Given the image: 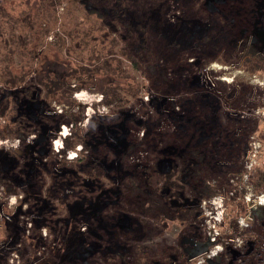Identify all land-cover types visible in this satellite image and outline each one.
Listing matches in <instances>:
<instances>
[{"label":"flooded vegetation","instance_id":"obj_1","mask_svg":"<svg viewBox=\"0 0 264 264\" xmlns=\"http://www.w3.org/2000/svg\"><path fill=\"white\" fill-rule=\"evenodd\" d=\"M16 2H19V4L14 3L11 7H18L20 13L17 15L6 13L2 16V25L5 26L8 33L16 27L23 12L22 0H17ZM212 3L208 2V0H181V5H186L187 8L190 6V10L197 9L206 14V18L201 19L199 12H192L190 16L188 15L189 18L185 20V22H189L193 26L191 37L193 35L198 36V34L200 37V33L203 31L207 35L206 30H208L210 34L213 41V47L210 51L201 54L206 55L207 58L214 59V56L219 52L227 53L231 51L232 53L234 52V48L237 49V47L242 48L246 45H251L264 57V50L252 39L255 31L259 30L264 33L263 0H216L213 4ZM159 8L169 10V6L165 3L155 9ZM108 27H110L112 31H115L114 29L117 30V34L110 32L112 43L115 37L117 46H113V49L107 51L109 59L105 62V65L110 67L113 66V69H107L103 74L111 75V71L113 70L119 72L117 69V66L120 65L119 59H127L132 71L135 70V73H141V70L135 68V64L130 58H124L118 54L119 39H121V43L127 41L128 49H131L132 53L135 51V53L138 54H133V59L138 58L141 60V58H153L155 56L151 53L153 48L160 47L161 49L168 51L163 56L165 57L166 63L168 59L173 60L175 58L178 59L179 62H182V65L185 64V66H188L184 67L181 75L183 82L185 83L181 87V90H195L193 89V84L195 85L197 81H194L191 72L193 68H195V65L201 64L203 58V55L199 52V47L189 49L187 47H181L176 43H167L164 39H162L163 42H158L154 39L151 40V38L149 39L151 34L148 33H157L159 30L155 25L150 24L148 21L144 24H131L126 32L120 31L119 26L112 23H109ZM170 29V24L165 23L163 25V30L166 34H168ZM88 33L89 31L87 34ZM107 34L104 36L105 38H108ZM119 35L121 38H119ZM137 37H139L138 45ZM194 41H196L199 46L200 39L195 38ZM224 41L228 42V48L226 49H223L221 46ZM103 43H105V41ZM103 43L98 44L100 50ZM180 55L185 56L181 58ZM92 57L97 58V55L93 53ZM93 58L90 57L91 60H93ZM213 64L216 65L217 63H209L206 66V70H217L215 68H210ZM217 66L220 65L217 64ZM220 67L222 68L225 66ZM85 70L86 68L84 71ZM84 71L80 70V72L70 73L69 77L76 79ZM226 71L227 70L219 71L220 73L216 72L217 74L213 75L214 79L223 81V75L227 74ZM93 72L86 73L92 74ZM137 76L130 78L119 75L117 82L123 81L126 85H121L119 83L113 84L111 89L115 87L117 92L122 91L126 99L122 101L113 100V102L116 103L115 105L119 106L118 108L123 107L118 113L115 111V106L107 105L108 100L111 98L109 92L101 89L97 108L92 111V114L86 115V117H82L81 112L76 111L78 104H64L60 111H57V107L60 105L59 103H54V105H51L50 107L46 105L47 102L50 103L55 97L58 98L59 93L65 90H67L66 93L64 92L66 98H68L70 102L73 101L71 99L72 96L75 98L82 96L81 91L83 90L79 89L81 87H78L74 83L71 85L63 83V80L60 81L57 79L50 84L42 83L39 93L45 98L40 99V103L37 106L32 119H30L32 123L28 126L31 129L29 135H35L33 139L35 147H31L32 156L34 158L36 170L39 168L38 157L46 158L47 156H45V154L50 156L53 155L55 158L51 168L55 170L56 174H52V176L48 174L50 172V166H48V164L47 166L49 168L47 167L43 171H40L39 169L33 171L28 167L30 171H32V174L30 175L28 172L30 176L27 178H21L16 191L9 193V197L12 195L18 198H16L18 212L16 213L17 216L15 219V224L18 228V236L16 240L7 242L0 247V252L2 253L0 256V263H15L12 261L13 259L19 264H42L45 258H48L53 262H58L59 258L62 257V255L59 254V251L64 246L66 233L68 232L70 225H72L73 227H79L86 230L85 232L80 233L86 240L90 236H97L99 238L100 249L95 254L100 255L102 252H109L114 255L115 263L132 264L127 262L131 260L134 252L148 251L152 248V245L148 243L152 242L151 237L153 235L146 228V222L143 223L142 221L144 217L143 212H136L134 210V204L131 205V203L129 204L131 206L124 208V206L127 205L115 198L109 191L112 187L116 189L120 183H124L122 181V175L125 173V171H123L125 165L132 166V164L142 163L144 164L147 176H149L152 167L151 154H155V156L159 155V157H155V159L157 158V160H159L161 167L168 164L167 158L171 160L169 173L165 175V185L169 186L168 183L173 181L179 191V197L174 201L175 208L172 213V219H170L169 216L165 218L163 217V225H161L160 222H156L154 219H151V217H146L147 223H152L160 228V230L155 233V237L162 235L173 225L178 229L177 240L174 243L169 245L165 241H155L153 245L154 249L164 253L170 252L174 249L182 252L183 247L182 245L179 246V237L180 239H183L185 235L195 236V232H197V236L193 239L195 242H197L199 234L201 233L200 236L202 238L207 237L208 243H213L214 247L218 244V239L216 237L215 239H212V236L209 234L212 232L210 229V223L209 225H206L207 221H211V216L204 215L209 211L210 202H202L201 207L200 201H197L196 203V201L192 200V195L190 193H186L185 195L180 194L182 188L190 186V181L193 178L192 174L197 171L193 166L198 164V159H195L192 163L193 166H191L192 169L189 166L190 164H183L182 156L188 149H190L189 145H191L193 140L196 141L195 144L197 147H204L206 145L211 146L209 142H213L210 149L216 147L215 140L218 131H211L213 128L217 129L215 119L210 121L212 126L208 128V131L204 130L205 132L200 134L197 132L199 138H197V136L193 138V133L190 134L187 139V147L181 151L176 149V147L181 145V142H178V139L183 138L176 132H173L172 134V137L176 138V140L170 144V146L167 144V148H164V146L161 147V139L158 143H154L157 139L152 137L154 134L158 136H160V134H152V128L149 125H146L145 132L142 134V140H139L137 137V141H139L138 145L130 141V146L123 150L119 147V137L116 132L118 129L101 127V124L98 125V121L100 120L107 122L119 120L120 127L122 126L126 128L128 134L137 136L140 129L138 128L137 130L129 125L130 121L133 122L132 118L134 115L128 111L129 95L135 96L133 91L134 85L138 86L139 84ZM140 76L143 80L147 79L143 75ZM77 80L82 81L80 77L77 78ZM56 81H60L62 85V89L58 94L51 93L47 89H51ZM33 88V83H23L16 88V96L14 94L12 96L13 98L21 99V112L24 116L21 113L19 114V116L23 118L20 122L25 120V108L29 105L32 106V102L38 99L37 90H34ZM141 88L142 85H140V89ZM140 89L137 90L139 91ZM151 89L154 88L150 87L147 92H150ZM11 90L13 89L10 88L9 91ZM90 90H94V88H91ZM162 102H164L162 106H164L165 110L170 107V111H175L174 109L177 107L175 102L174 104L172 101H169L171 103H169L168 106V101L164 100V98H162ZM13 105L15 106L16 103ZM99 108H105L106 112L100 111ZM17 110L18 109L16 108V111ZM168 116L172 117L170 118L172 121L175 120V118L178 119L177 114H169ZM161 117H163V115H161ZM180 120H182V116H180ZM176 127L180 129V127ZM200 128L204 129V126H201ZM100 132L106 133V137L104 138V133L100 134ZM182 135L184 137L187 135L185 127ZM19 137L21 139L27 138L23 130L20 131ZM39 137H42L43 139ZM150 140L152 141L151 144ZM53 142H58V148L57 150H54L55 152L50 146ZM47 144L49 147L40 151L37 158L34 157L36 154L35 149L46 146ZM152 144H156L157 150L153 149ZM148 145H150V149ZM20 147L21 144L18 148ZM26 148L21 150H26ZM249 151L250 150H248V152ZM136 152L139 153L138 157L135 156ZM141 155H144V159L141 158ZM8 159L12 171L16 168L22 167V159L26 160V158L23 157L20 159L8 157ZM124 162H126V164H124ZM246 162L247 161H245L244 164ZM26 168L27 166L24 167V169ZM8 173L9 169L6 174ZM7 182L8 181L3 183L5 190H7L5 184ZM114 192L118 191L115 190ZM185 197L190 198L187 203L184 202ZM81 199L86 200L85 209L80 212H74L70 207ZM251 200L252 198H250V196L249 201H245L244 198V203L247 208H254L263 203L261 201ZM41 202L46 203L49 206V211L46 214L43 213L45 206L41 205ZM244 203H242L244 207L241 205L236 211L240 212L237 216L236 222L240 227V229L238 228L240 235L230 236L227 239V243H225H231L232 246L238 248V252L241 255L247 256L250 251H253L252 256L248 257L247 261L243 264H264V233L255 228L253 229V224L257 222V219H255L250 213L248 216L247 208ZM24 205H26V207L23 210L22 208ZM92 205L94 206V209H92ZM196 207H199L197 215L194 209ZM125 215L128 217V221L127 223H121V219ZM109 217L112 220L110 225L108 224ZM258 217L261 219L264 215H259ZM261 221V224L264 225V220ZM28 224L29 227H27ZM138 226H142L145 233L147 230V234L140 236L139 233L136 232ZM211 228L213 229V227ZM246 232L250 233V239L244 236ZM180 241L183 242V240ZM223 245L224 243L221 244V247ZM90 246L96 250V240L95 242H91ZM91 255L86 256V263H88ZM215 255H213V257ZM226 255V253L219 255L213 263L235 264L236 259H229ZM18 258L20 259V262L18 261ZM65 258L67 263L56 264H77L78 260L73 261L67 256H65ZM209 259L211 258H207V260ZM189 260L190 257L186 258L180 255L179 259L171 264H193ZM72 261L75 263H72ZM196 263L201 264L199 261ZM204 263L205 261H203V264ZM154 264H166V261H158Z\"/></svg>","mask_w":264,"mask_h":264},{"label":"rangeland","instance_id":"obj_2","mask_svg":"<svg viewBox=\"0 0 264 264\" xmlns=\"http://www.w3.org/2000/svg\"><path fill=\"white\" fill-rule=\"evenodd\" d=\"M16 1L17 0H0V71L4 70L7 72L8 77L18 80L17 88L23 83H33V89L37 90L38 99L32 102V106L29 105L25 108V120L20 122V120L23 119L19 116L20 113L23 114L21 112V99L13 98L8 91L3 89L2 85L0 86V176L6 175L8 169L9 172L11 171V164L8 157H10L9 155H11L14 150L19 147L21 142H23L19 137L20 131L23 130L25 132V135L27 136L26 142L31 144L33 148L35 147L33 144L35 135H29L31 129L28 126L32 123L30 119H32L37 106L40 103V99L45 98L39 93L42 83L50 84L57 79L60 81L63 80V83H68L69 85L74 83L78 87H81L79 89L83 90L81 91L82 96H78L77 98L72 96L71 99L73 101L70 102V100L66 98L64 92L66 93L67 90H65L59 93L58 98L55 97L50 103L47 102L46 105L50 107L51 105L53 106L54 103H59L60 105L57 107V111H60L64 104H78L76 111H80L82 117L92 114V111L97 108L101 89H111L113 84L117 83L126 85L123 81L117 82V72L111 75L103 74L107 69H113V66L110 67L105 65V62L109 59V55L101 50L107 52L108 50L113 49V46H117L115 37L112 43L110 36L111 31H109L111 29L110 27L107 31L108 38L103 36V33L106 30L105 27L108 26L109 23L120 26L121 29L124 30L128 29L131 24H144L148 21L150 24L155 25L159 30L157 33H148L151 34L149 39L151 38V40L154 39L158 42H163L162 39H164L167 43H176L181 47H187L189 49L199 47L196 41H194L195 38L200 39L206 36L203 31L200 33V37L199 34L198 36L193 35L191 37L193 26L191 23L185 22V20L189 18L192 12H199L201 19H205L206 14L197 9L190 10V6L187 8L186 5H181V0H107L106 3L103 0H54L55 6L52 5L51 7L43 5L45 0H22L23 12L21 18L16 27L8 33L5 26L2 25V13L5 12V14L9 13L11 15H17L20 13L18 7H11L14 3L19 4V2ZM215 1L216 0H208V2L211 3H214ZM80 2L83 4L81 5ZM163 3L169 6V10L163 8L155 9L157 8V5ZM95 6H103L106 11V13H104L105 16L98 17L95 13H90L89 11L93 10ZM120 13H127L128 19L126 21L122 20L119 15ZM106 18L108 20L104 22ZM165 23L171 25L168 34L163 30V25ZM124 25H126V28ZM89 30L90 32L87 34ZM252 39L264 50L263 32L259 30L255 31ZM104 41L105 43H103ZM99 43H103L101 50L98 47ZM125 43H127V41L121 43V39H119L118 51L120 53L118 52V54L121 57H124L122 54L124 49L122 45ZM210 50L211 49H208V51ZM93 53L97 55V58L92 57ZM184 56L180 55L181 58ZM90 57L93 58V60H91ZM119 61L120 65L117 66V69L120 76L133 78L138 75L139 84L138 86L134 85L133 91H136L135 96L129 95L128 111L134 115L132 118L133 122L130 121L129 125L137 130L138 128L140 129V132L136 136L139 140H142L143 138L142 134L145 132L146 125H149L152 128V134H160V136L155 134L151 135L157 139L154 143H158L161 139V147L164 146V148H167V144L170 146V144L176 140V138L172 137L173 132H176L185 140H187L192 133L193 138L197 136L196 128L199 126L198 122L201 117L197 116V110L191 112L190 108H192V103H185L183 98L187 97L186 90L180 93V98L176 97L174 99V102L177 104V107L174 109L175 111H170V107L165 111L163 110L164 106H162L164 104V102H162V96L160 94H155L152 91L147 92L150 87L153 88V85L146 74L135 73V70L132 71L127 59H119ZM219 67L220 66H217V64H213L210 68L227 70V74L223 75V82L233 85L235 84V88L242 85L249 87L251 89L249 95L252 99L250 101L257 103L253 108H250L247 104L245 109L247 111L246 118H250V120H255L256 122L254 132L251 134L254 139L253 141L260 143V146H258L259 148H257L256 151H254L252 147H249V149L252 150L249 151V153L251 154L254 152L253 158L250 161L251 165L249 166V168H251L253 165L256 166L258 163L262 162L264 157V87L258 82L264 80V76L257 75V81V78L247 72L239 71L231 67ZM85 68L86 70L84 71ZM80 70L84 71L79 76L82 81L77 80L79 77L76 79L69 77L70 73L80 72ZM86 72L93 73L88 74ZM140 75H143L147 79L143 80ZM140 85H142L141 89ZM205 86L207 87V83H205ZM91 88H94V90H90ZM137 89L140 90L138 91ZM150 94H152V96H150ZM14 103H16V107L13 105ZM169 103L171 102L168 101L167 106ZM16 108L18 109L17 111ZM99 109L100 111L106 112L105 108ZM183 109L184 112L178 113V110ZM185 110L188 112V116L182 121L180 120V116L185 113ZM169 114H177L178 119L175 118V120L172 121L170 119L172 117L168 116ZM161 115H163V117H161ZM191 117H193V119L189 120ZM226 121L227 120L223 118V124H227ZM176 126L180 127V129ZM184 127L187 133L185 137L182 135ZM39 138L43 139L42 137ZM26 142L23 143L26 144ZM151 143L152 141L150 140V144ZM50 146L53 148V151L57 150L58 142H53ZM48 147L49 145L47 144L46 146L35 149L36 154L34 157L37 158L38 153ZM148 147L150 149V145H148ZM151 155L152 161L155 157H159V155ZM135 156L138 157L139 153L136 152ZM141 158L144 159V155H141ZM221 158L224 161L226 160L225 156ZM38 159H40V157H38ZM24 160L25 159H22L21 161L23 162ZM32 161H34V158ZM26 165L32 169L30 161H28ZM48 166L51 167L52 165L48 164ZM0 180L2 181V183L0 182L1 247L3 244L17 239L18 228L16 227L15 219L17 216L16 213L18 212V206L16 203L18 198L12 195L9 197L8 191L5 190L3 186L4 181L1 178ZM247 198H249V195L245 197V201ZM218 200L219 198L217 197L215 202H213L214 206L217 208V211L213 208V219L215 222L218 221V216H220L222 220L225 214H228L229 212V206L225 209L223 202ZM85 203L86 200L81 199L70 208H72L74 212H80L85 209ZM244 205L247 208L245 203ZM25 207L26 205H24L22 209L24 210ZM91 207L94 209L93 205ZM247 212L248 216L249 213L251 215L258 214L263 216L264 202L261 203V206H256L254 208L248 207ZM204 215H212L211 210L207 211ZM127 221L128 217L126 215L123 216L121 223H127ZM209 223L210 226L213 227L212 229L208 226L212 230L209 234L212 236V239H215L216 235L219 234V230L216 226L212 225L214 223L210 220L209 222L207 221L206 225H209ZM27 227H29V224ZM85 231L86 230L82 228L70 225L65 236L64 246L59 251V254L62 255V257L59 258L58 262H53L50 259L45 258L42 264L67 263L65 256L73 261L78 260L77 264H83L86 263V256L91 254L88 263H115V258L112 253L102 252L100 255L95 254L100 249L99 238L97 236H90L86 240L80 234ZM177 233L178 229L173 225L162 235L158 237L152 236V243H155V241H165L170 245L177 240ZM244 236L250 239V233L246 232ZM95 240L97 243L96 250L90 246V243L95 242ZM221 251V245L215 247L212 246L209 250L194 252L190 255L189 261L193 264H197V261L203 264V261L206 263L207 258L210 257L211 259H214L216 256L215 254H218ZM1 255L2 253L0 252V256ZM163 255H165V253L161 251L157 257L160 258ZM213 255L215 256L213 257ZM12 261L15 263L9 262L0 264H19L13 259ZM18 261L20 262L19 258ZM73 261L72 263H75Z\"/></svg>","mask_w":264,"mask_h":264},{"label":"trees","instance_id":"obj_3","mask_svg":"<svg viewBox=\"0 0 264 264\" xmlns=\"http://www.w3.org/2000/svg\"><path fill=\"white\" fill-rule=\"evenodd\" d=\"M103 1L106 3L107 0ZM80 3L81 5L83 4L82 2ZM43 5L49 7L52 5L55 6V1L45 0ZM160 6L161 4L157 5V7ZM89 12L95 13L98 17L105 16L104 13H106L103 6H95L94 9ZM3 14H5V12L2 13V16ZM119 15L124 21L128 19L127 13H120ZM107 20L108 19L106 18L104 22ZM124 27L126 28V25H124ZM105 29L106 30L104 31L103 36L107 34L109 27L106 26ZM119 29L122 32H126L129 28L122 30L119 26ZM114 30L115 31H112V29H110L109 31L116 33L117 30ZM206 31L207 35L200 38V54L206 53L208 49H212L213 47L210 34L208 30ZM119 38H121L120 35ZM138 41L139 37H137V45ZM221 46L223 49L228 48V42L224 41ZM123 48V56L130 58L135 64V68L137 70H141V73L146 74L153 85L154 89H151L153 93L160 94L164 100L172 101L174 103L173 100L176 97H179L182 91H185L181 90V87L185 84L181 75L184 67L188 66H185V64L182 65V62H179V60L175 58L173 60L168 59L166 63L165 57L163 56L168 51H165L160 47L153 48L151 50V53L155 55L153 58H141V60H139L138 58L133 59V56L138 54H136L135 51L132 53V50L128 49L127 43L123 45ZM101 51L107 54L106 51ZM211 62H215L220 66L231 67L239 71L247 72L257 78L258 81L257 75L264 76V57L251 45H246L242 48L237 47V49L234 48V52L232 53L231 51L227 53L219 52L214 56V59L207 58L206 55H203L201 64L195 65V68H193L191 72L194 81H197L195 85L193 84V89L195 90L187 91V97L183 98L186 104L192 103V108H190L191 112L197 110V116L201 117L200 119L197 117L199 119V126L196 128L198 134L205 132L204 130L208 131V128L212 126L210 121L213 119H215L217 129L213 128L211 131H218V135L215 140L216 147L214 149L213 147L210 149L213 142H209L211 146L206 145L204 147H197L195 144L196 141L193 140L191 145H189L190 149H188L182 156L183 164H190L189 166L191 167L193 166L192 163L195 159H198V164L193 166L197 169V171L192 174L193 178L190 181V186L182 188L180 190V194L185 195L186 193H190L192 195V200L196 201V203L197 201H200L201 207L202 202H210L209 210L212 212V215H210L211 221L219 230V234L216 235V238L219 241L217 243L218 245L224 243L222 246V252L214 257L215 260L209 259L204 264H216L213 263L216 261V258L225 253L227 254V258L236 259L235 264H243L247 261L248 257L252 256L253 251H250L247 256L241 255L238 252V248L232 246L231 243H226L230 236L240 235L238 230L240 227L236 224L237 216L240 212L236 211L241 205L243 206L242 202H244L246 195H249L250 198H252L251 201H254L264 193V157L262 162L258 163L256 166L253 165L251 168L246 166V163L244 164L245 161H250V153L248 152V150H250L249 147H252L253 150L256 151V149L259 148L258 146H260V143L253 141L254 139L251 136L254 132L256 122L255 120L252 121L250 118H246L247 111L245 110L247 104L250 108H253L257 103L250 101L252 99L249 95L251 91L249 87L242 85L235 88V84L233 85L225 83L219 79H214L213 75L220 73L219 71L222 70H206V66ZM116 72V70L111 71L112 74H115ZM117 75L119 76V72H117ZM18 82V80L8 77L7 72L4 70L0 71V86L3 85L6 87H3L5 91H9V89L12 88L13 90L9 91L10 95L13 96V94H17L16 88L18 86ZM258 82L264 87V80ZM205 83H207V87L205 86ZM47 89L51 93L58 94L62 89L61 82L56 81L51 89ZM107 91L111 95L107 105L115 106V111L118 113L123 107L118 108L119 106L115 105L116 103L113 102V100H126L125 95L122 91L117 92L115 87L113 89H107ZM135 92L136 91H134V94ZM150 96H152V94H150ZM163 110H165V108ZM179 112H184V109L178 110V113ZM187 116L188 112L185 110V113L182 115V120L184 121ZM222 117L227 120V124H223ZM191 119H193V117L189 120ZM99 124H101V127H108L116 130L118 129V131H115L119 137L120 149L124 150L130 146V141L138 145L139 141H137V137L132 136V134H128V130L126 128L122 126L120 127L119 120L112 122L100 120L98 121V125ZM201 126H204V129L200 128ZM103 133L100 132V134ZM105 137L106 133H104V138ZM197 138L199 137L197 136ZM21 140L26 142V139L24 138ZM23 142H21L20 148H16L14 152L9 155L10 157L16 159H20L21 157L26 158V160L22 162V167L16 168L13 171L11 170L8 174L0 176L4 182L8 181L5 183L8 193L16 191L21 178H27L32 174V171H30L26 165L28 161L31 162V170L33 171H36L37 169L43 171L48 167L47 164L53 165L55 157L45 154L47 157H40L38 161L39 168L35 170L36 165L34 161H32V145L27 142L26 145ZM178 142H181V145L176 147L179 151L184 150V148L187 147V140L178 139ZM152 147L157 150L156 144H152ZM24 148H26V150H21ZM223 156L226 158L225 161L221 158ZM156 160L157 158L152 161L151 174L149 176H147L144 164L142 163L132 164V166L125 165L123 168L125 173L122 175V181L124 183H120L116 189L112 187L109 191L115 198L127 205L124 206V208L134 204V210L136 212H143L145 218L143 217L142 221L143 223L146 222V228L153 236L160 230V228L156 227L152 223H147L146 217L149 216L151 219H154L156 222H160L161 225H163V217L165 218L169 216V218L172 219V213L175 208L174 201L177 197H179V191L173 181L168 183L169 186L165 185V175L169 173L171 160L167 158L168 164L163 167L160 166L159 160H157V162ZM124 164H126V162H124ZM25 166H27L26 169H24ZM49 169V175L52 176V174H56L55 170L51 167ZM0 182L2 183L1 180ZM115 190L118 192H114ZM217 197L222 199L225 209L229 206V212L228 214H225L221 221L215 222L213 219L214 207L212 206V200ZM188 200H190V198H184L185 203H187ZM130 203L131 205H129ZM41 205L45 206L43 213L46 214L49 211V206L43 202H41ZM198 208L199 207L194 208L196 215L198 213ZM246 210L244 209L245 212ZM258 216V214L253 215V217L257 219V222L253 224V229L255 228L256 230L263 231L264 233V225L261 224V220H264V217L259 219ZM111 223L112 220L109 217L108 224L110 225ZM136 232L139 233L140 236L147 234V230L145 233L142 226H138ZM200 234L197 242L193 240L197 236V232H195V236L185 235L183 239H180L179 237V246L182 245L183 251L180 252L175 249L171 250L170 252L165 253V255H163L160 259H158L157 255H159L161 251L154 249V243H148L152 245L150 250L134 252L131 260L127 263L154 264L158 261H166V264H171L178 260L180 255L188 258L194 252L209 250L213 246V243H208L207 237L202 238ZM253 236L255 237L254 234ZM180 240H183V242Z\"/></svg>","mask_w":264,"mask_h":264},{"label":"built area","instance_id":"obj_4","mask_svg":"<svg viewBox=\"0 0 264 264\" xmlns=\"http://www.w3.org/2000/svg\"><path fill=\"white\" fill-rule=\"evenodd\" d=\"M254 152H252L251 154H250V161L252 160V158H253V154ZM250 161H247L246 162V166H250L251 165V163H250ZM248 196V195H247ZM215 200L216 199H214V200H212V206L216 209V211H217V208L214 206V204H213V202H215ZM247 200L249 201V198H247ZM257 201H262V202H264V193L263 194H261L257 199H256ZM218 201H222V199H220L219 198V200ZM217 202V201H216ZM217 220L218 221H220L221 220V217L220 216H218V218H217ZM214 226H215V224H213ZM216 246H219V245H216Z\"/></svg>","mask_w":264,"mask_h":264}]
</instances>
